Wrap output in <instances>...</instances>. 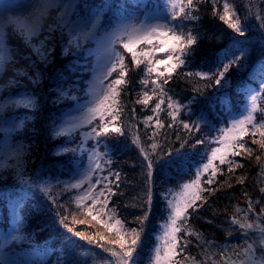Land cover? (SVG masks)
<instances>
[{"label": "trees", "instance_id": "16d2710c", "mask_svg": "<svg viewBox=\"0 0 264 264\" xmlns=\"http://www.w3.org/2000/svg\"><path fill=\"white\" fill-rule=\"evenodd\" d=\"M222 2L223 0L217 5L221 12ZM229 2L235 4L245 26L246 35L243 37L234 33L213 15V5L210 0H202L198 5L199 11L195 13L200 18L198 21H184L185 30H191L193 35H198L199 40L191 50L187 65L177 69L172 80L165 87L174 100L187 106L181 112L180 119L199 122L202 127L200 132L193 133L183 148H181V140L187 136V133L179 126V123L171 128L168 127L170 121L166 111L160 114L164 122L163 129H154L151 123H146V118L153 115L151 109L156 99L154 98L147 108L135 103L142 91L139 80L143 77V72L136 70L129 72L130 82L121 97L125 105L121 117L123 135L110 134L108 137H102L99 144L93 140L88 143L84 151H64V149L77 148L81 135L75 133L71 143H66L68 137L53 138L54 122L59 124L67 112L89 98L85 93L91 81V67L94 63L87 64L84 59L86 56L90 60L89 42H81V47L68 48V54H61L65 44L60 46L59 43L63 35L69 37L67 28L63 35L60 32L56 33L52 62L47 66L37 65L40 73L37 83L23 76H10L8 79V69H5L0 75V84L4 87L3 97L10 99L32 96L36 101L35 108L9 104L8 108L0 114L3 121L6 118H16L22 122L23 128L16 133L15 140L25 146L22 163L15 158L7 159L0 155V229H7L12 225L11 206L18 200L20 201L18 215L23 217V222L18 224L15 238L5 249L8 255L18 257L25 262L34 259L33 261L37 264H110L113 259L110 253L104 252L95 244L90 245L86 240L73 236L59 222L62 217L69 216L67 223L74 227L75 231L85 232L86 235H92L98 231L105 232L94 222L92 226L71 224L70 215L75 212V209L69 197L74 193L61 194L62 182L71 180L77 170L88 163V150L94 146L96 149L101 146L112 161L106 168L121 174L119 187L114 188L117 194L111 198L109 207L117 208L118 215L127 221L128 227H139L136 218L142 217L148 209L149 181L146 178L143 163L141 152L143 148L152 154L157 162L151 181V211L145 222L143 252L138 262V264H150L151 250L156 246V238L169 215L164 197L169 195L170 190L179 191V185L193 179L194 169L205 163L211 149L217 146L205 143L193 147L195 139L202 138V135L208 132L209 126L212 128L210 136L217 135L216 129L229 126L232 115L238 114L248 103V89L258 90L264 82V73L260 72L261 65L264 64V27L260 26V21L252 15L254 12L264 15V2L261 0H229ZM75 3L78 5L75 10L76 18L89 16L91 9L100 8L103 10L105 22L114 21L120 15L130 16L132 13L140 22L157 5L162 6V0H75ZM51 12L54 14L55 10ZM8 28L9 26H6V32ZM39 39L33 41L37 47ZM12 41L11 35V42H7L8 47L18 54L19 49L15 50ZM234 41L245 42L243 46L248 49V57L240 61L239 68L233 66L226 74L225 79L229 81L227 85L223 80L220 85H216L214 79L183 75L187 71L214 70L217 67L218 58L224 57L225 50L229 49ZM225 62L228 60L225 59ZM73 65L76 69L70 73L68 69ZM129 66L131 67V64ZM28 72L35 78L34 69L29 68ZM58 73H62V76ZM9 81L18 82L9 83ZM57 88L67 92L68 96L53 104V100H56L60 94ZM72 96L76 99H71ZM225 98L227 103L223 102ZM162 107L166 109V104ZM259 107H264V99L259 101ZM257 119H260L259 113H257ZM153 131L158 132L154 139L150 138ZM178 135L181 140H177ZM2 138L3 131L0 128V145ZM245 140L249 141V146L254 149V152L251 159L236 158L244 164V167L235 170L230 180L232 187L220 188V184L228 177L218 175L217 183L211 187L219 188V190L215 195L209 196L208 202L193 213L189 221L191 226L203 235L204 240L210 242V245L203 246L207 256L211 258L209 264L211 261L222 259L220 256L222 249L233 256L232 249L228 248V245L243 247L246 243L258 240L259 233L253 230H247L248 238L245 240L244 230L231 222L233 216L242 218L244 212L237 213L235 209L239 207L246 210L249 198L253 201H261V204L255 205V212L249 214V221L264 224V219H257L258 216H264L260 212L261 206L264 205V194L259 191L264 187V173H261L264 152H261L258 146L251 144L249 137H245ZM153 143L157 145L154 152L152 151ZM177 149L188 156L184 170L180 171L176 165L160 170L159 164L163 161L159 157L172 151V159H175ZM257 156L260 157L259 163L256 160ZM104 174H108L107 170ZM241 176L245 177L243 184L237 183V178ZM53 177H58V180ZM64 178L67 179L64 180ZM206 178L205 175L202 179ZM53 196L56 197L55 202H53ZM190 239L192 243L187 250L188 254L195 256L198 260L205 259V251L197 246L199 241L195 237Z\"/></svg>", "mask_w": 264, "mask_h": 264}, {"label": "snow or ice", "instance_id": "6c2138e0", "mask_svg": "<svg viewBox=\"0 0 264 264\" xmlns=\"http://www.w3.org/2000/svg\"><path fill=\"white\" fill-rule=\"evenodd\" d=\"M201 2L202 0H167L165 9L167 15L163 17L165 22L150 23L148 20L151 17H146L143 22L125 23L111 34L108 40L110 48L107 49L103 62L98 63L95 70L98 74L86 90L85 95L89 99L77 108L78 115H69L59 124L54 122L52 137H68L66 143H71L76 132L83 128L89 129L80 133L81 140L77 148L64 149V151H84L83 145L89 140H95L99 144L102 137H108L110 134L123 135L121 117L125 105L121 97L130 82L129 72L136 70H141L143 77L139 80L142 91L135 103L147 108L150 102L156 99L151 109L153 115L146 118V123H151L154 129H163L164 122L160 114L166 111L170 121L168 127L171 128L179 123V126L187 133L182 140L179 135L176 137L177 140H181V148L188 143L193 133L201 131L202 125L199 122L180 119L181 112L187 106L174 100L165 87L172 80L177 69L187 65L191 50L198 43V35H193L191 30L186 31L184 21L195 22L200 19L195 13L199 11L198 5ZM210 2L213 5L214 16H217L239 36L246 35L245 26L234 3L223 0L221 12L217 7L221 0H210ZM77 7L75 0H38L37 6L29 16L16 19L5 17L0 21V74L4 73L6 68L9 72L16 69V62L21 61L25 67L16 69V75L27 77L33 83H37L40 79L37 65L47 66L52 62L56 33L60 32L63 35L65 28L69 29L72 37V39L65 38L67 45L74 44L77 48L81 47L80 41L93 35L99 25L103 10L98 9L79 21H70L69 14ZM3 8L7 10L8 5H3ZM52 10L59 13V16L51 15ZM252 15L260 21V26L264 27V15L259 12H254ZM245 16H248L247 12ZM6 26H10L7 32L5 31ZM12 33L16 34L15 44L19 49L18 54L8 47L7 42H11ZM36 37H40L38 47L33 42ZM244 43V41H234L231 47L225 50L224 57L218 58L217 67L214 70L209 72L187 71L183 75L214 79L216 85H220L223 80L227 85L229 81L225 79L226 74L233 66L239 68L240 61L248 57V49L243 46ZM68 52V47H65L61 54L66 55ZM233 52L239 54L233 55ZM225 59L228 62H225ZM29 68L35 70V78L29 75ZM75 69L76 66L73 65L68 71L71 73ZM260 72L264 73V64L261 65ZM58 75L62 76V73ZM14 82L18 81H9V83ZM56 90L60 94L56 100H53V104L68 96L67 92H62L59 88ZM248 91L250 101L248 107L232 119L229 126L216 129V136L209 135L212 131L209 126L208 132L204 133L202 138L195 139L193 147L205 143L217 146L211 149L206 162L196 169L193 179L179 185V191L170 190L169 195L164 197L169 215L156 238V246L151 250L150 264H209L211 258L207 256L203 246L210 245V242L205 241L203 235L191 226L189 223L191 216L208 202L209 196L215 195L219 190V188L211 187L217 183L218 175L228 177L220 184V188L232 187L230 180L235 170L244 167V164L236 158H252L254 149L249 146V141L245 140V137H249L251 144L258 146V149L264 152V107H258V101L264 99V82L258 90L248 89ZM70 98L76 99L75 96ZM223 102L228 101L225 98ZM7 103L25 108L36 107L35 98L25 96L19 100L0 104V111ZM165 104L166 109L162 107ZM257 113L260 114V119H257ZM157 135L158 132L153 131L150 138L154 139ZM156 148V143H153L152 151L154 152ZM24 151L25 146L21 145L11 148L7 154L13 155L17 161L22 163ZM88 152L89 163L86 169L83 172H77L71 180L62 182L61 194L74 193L69 197L75 209V212L70 215L72 225L92 226L94 222L107 234L98 231L95 234L86 235L85 232L75 231L74 227L67 223L69 216L62 217L59 222L73 236L86 240L90 245L95 244L104 252L110 253L113 258L110 264H138L143 252L145 222L151 211V181L157 167L156 159L141 148L146 178L149 181L148 209L142 217L136 218L139 227H128L127 221L118 215L117 208L109 207L111 198L117 194L114 188L119 187L121 174L106 168L112 163L107 152H99L95 146ZM172 156V151H168L159 157L163 161L159 164L160 170L176 165L180 171H183L185 161L188 159L187 154L177 149L175 159H172ZM256 160L259 163L260 157L257 156ZM106 170L107 175L104 174ZM261 173H264V163H261ZM205 175L207 178L202 179ZM53 179L58 180V177H53ZM244 181L243 176L237 178V183L243 184ZM259 191L264 194V187ZM52 199L55 202L56 197L53 196ZM256 204H261V201H253L249 198L246 210L239 207L235 209L237 213L244 212L242 218L233 216L231 222L244 230L245 240L248 238L247 230L257 231L258 240L246 243L243 247L228 245L227 247L232 249L235 258L222 249L220 253L222 259L211 261V264H264V224L249 221V214L255 212ZM260 212L264 214V205L261 206ZM78 216L82 218H77ZM257 219H264V216H258ZM22 222L23 217L17 214V224ZM190 237H195L199 241L197 246L205 251V259L198 260L195 256L188 254L187 250L192 243ZM3 239L7 244V236ZM0 264H7V261L0 258Z\"/></svg>", "mask_w": 264, "mask_h": 264}, {"label": "rangeland", "instance_id": "374dc122", "mask_svg": "<svg viewBox=\"0 0 264 264\" xmlns=\"http://www.w3.org/2000/svg\"><path fill=\"white\" fill-rule=\"evenodd\" d=\"M37 4H38V0H0V21H2L5 17L13 18V19L25 18V17L30 15V13L37 6ZM3 5H8L7 10H5L3 8ZM166 7H167V0H162V6L157 5V7L155 9H153L152 11H149L146 14V16L144 17V19L140 22L145 21L146 17H151V19L148 20V22H150V23H155V22L163 23V22H165L163 17H165L167 15V12L165 11ZM98 9H100V8H93L90 10V12L91 13L95 12ZM75 10H76V8L73 10L72 13L69 14L68 19L70 21L71 20H77V21L82 20L83 17H81V18L75 17ZM50 14L53 16H59V13H57V12H55L54 14L52 12H50ZM135 17H136V15L134 13H132L130 16L120 15L114 21L108 20L105 22V20L103 18V14H102L101 19H100V23L97 26V28L94 30L93 35H91L87 39H82L80 41V44H81V42H84V43L89 42V44L91 45L90 60H88V58H86V56L84 57L87 64L94 62L92 67H91L92 77H91L90 84L94 81L95 76L98 74L95 71L98 63L103 62V57L106 54L107 49L110 48V45L108 44V40H109L111 34L116 29H118L119 27H121L125 23H129V22L139 23V21H137V19ZM105 24H108V26L105 27L104 26ZM68 32H69V29H68ZM11 35L13 38L12 42L15 46V50H17L18 48L16 47V44H15V35L16 34L12 33ZM66 37L68 39H72L70 34H69V37L66 35H63L62 39L60 40L59 45L61 46V44H65V47H68L69 49L77 48V47H75L74 44L73 45H67L66 39H65ZM39 38L40 37L34 38V41L39 39ZM65 47L63 46L62 49ZM159 55L163 56L164 54H159ZM22 65H23V63L21 61H17L16 62V69L20 68V66H22ZM88 66L90 67V64ZM16 69H13L11 72H9V70H8L7 78L10 76L17 77ZM3 89H4V87L0 84V104H5L6 101H14V100L21 99V97L10 98V99L7 98L6 99L5 97H3ZM249 103H250V101L248 98V103L246 105H244V107L242 108V110L238 114L232 115L231 120L236 118L240 113L244 112L245 109L248 107ZM9 104H11V103H7L6 106L3 108V110L0 111V114L8 108ZM81 105H79L76 108L67 112L63 118H65L69 115H78L79 113L76 110ZM258 107H259V101H258ZM230 109L231 108H229V110ZM2 118L3 117L0 116V128H2V131H3V138H2L1 145H0V155H2L4 158L12 159V158H14V156L7 154L8 152L11 151V148L19 147L21 145L24 146L23 143L15 140L16 133L19 130H22L23 124H22V122H20L16 118H6V119H4V121L2 120ZM88 130H89L88 128H83L76 133H81L82 131H88ZM78 138H80V137H78ZM91 141H93V140H89V141H87L86 144L83 145L84 150L88 147V143ZM96 150L99 152H104L102 150L101 146H100V148H97ZM88 163H89V160H88ZM88 163H86V165H84L80 169H78L77 172H83L86 169V166L88 165ZM196 169H194V175H195ZM66 179L67 178H64V180H66ZM19 208H20L19 201H17L11 206V211H12L11 216L13 219L12 225L9 227V229H0V258L5 259L7 261V264H37L33 261L34 259H31V260L25 262L22 259H20L18 257H14L12 255H8L5 252V249L10 244V241L15 238V232H16V228H17V214H18ZM5 236H7V238H8L7 244L4 243L3 237H5ZM255 236H257V235H255Z\"/></svg>", "mask_w": 264, "mask_h": 264}]
</instances>
